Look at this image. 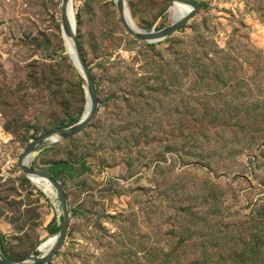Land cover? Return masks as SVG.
<instances>
[{
	"label": "rangeland",
	"instance_id": "374dc122",
	"mask_svg": "<svg viewBox=\"0 0 264 264\" xmlns=\"http://www.w3.org/2000/svg\"><path fill=\"white\" fill-rule=\"evenodd\" d=\"M191 1L199 10L178 32L147 43L113 0H72L98 110L27 163L70 205L48 264H264V0ZM60 2L0 0L3 259L40 255L62 223L58 200L17 166L31 140L86 108ZM125 3L140 31L171 23V0Z\"/></svg>",
	"mask_w": 264,
	"mask_h": 264
},
{
	"label": "water",
	"instance_id": "95a60500",
	"mask_svg": "<svg viewBox=\"0 0 264 264\" xmlns=\"http://www.w3.org/2000/svg\"><path fill=\"white\" fill-rule=\"evenodd\" d=\"M173 2H180L190 7V11L183 15L181 18L171 22L167 27L162 28L157 31H150V32H137L136 26L133 24L127 5L125 0H116L115 7L118 10L120 22L125 30L128 32L130 36H132L135 40L140 42H147V43H156L159 42L172 34L178 32L186 23L187 21L192 18L196 12L199 10V4L191 1V0H171ZM72 0H61L60 2V10H61V21L63 25L72 31V38L75 45V50L78 57V62L80 64V68L82 70V74H80L79 67L75 63V66L79 72V77L85 80L87 85L86 90V101L88 97L91 100V107L90 111L86 118L81 117L80 121L74 124L73 126L67 128H55L51 132L38 137L34 140H31L28 146L22 151L20 156L18 157L17 166L18 168L27 176H34L38 178H42L49 182V184L55 190V198L59 202V206L61 209V218L62 223L59 231L55 234L56 239L55 242L50 246L48 251L44 254L37 255V254H28L24 258L21 259H3L0 258V264H48L51 258L55 255V252L59 250V248L63 245L70 225L71 219V211L70 205L67 202V198L63 189L61 187V183L58 179L52 177L49 170L38 171L31 169L27 166L28 160L30 157L39 149L44 147L46 143L55 144L67 141L74 136L78 135L79 133L83 132L87 126L93 121L97 110H98V96L95 93V89L93 86V80L91 78L90 69L88 68L84 56L80 50L78 45V40L76 36V24H75V17L73 16V26L70 22V18L68 15L69 11H72ZM85 113V111H84Z\"/></svg>",
	"mask_w": 264,
	"mask_h": 264
},
{
	"label": "bare ground",
	"instance_id": "6f19581e",
	"mask_svg": "<svg viewBox=\"0 0 264 264\" xmlns=\"http://www.w3.org/2000/svg\"><path fill=\"white\" fill-rule=\"evenodd\" d=\"M114 3L116 0H113ZM190 11V7L182 4L180 2H173L171 3V6L168 9V13H169V20L171 22L181 18L183 15H185L187 12ZM69 18H70V22L73 26V16H74V10L72 9V11L68 12ZM137 32H144V31H140L139 29H136ZM60 36L63 39L65 48H66V52L67 54H69L71 60L74 62V64L76 63L77 66L79 67L80 70V74H82V70L80 68V64L78 62V57H77V53L75 50V45H74V41L72 38V31L71 29L68 30L62 23L61 21V29H60ZM86 108H85V113L83 114V118H86L89 111H90V107H91V100L90 97H88L87 101H86ZM36 157V156H35ZM32 160V159H31ZM32 182L38 184L45 192H47L49 195H51V197L55 198V190L53 189V187L49 184V182H47L46 180L42 179V178H38V177H34V176H30L28 177ZM56 239V235H54L53 237L45 240L42 243H39L37 246V249L39 250V252L41 254H44L48 251V249L50 248V246L55 242ZM40 254V255H41Z\"/></svg>",
	"mask_w": 264,
	"mask_h": 264
},
{
	"label": "trees",
	"instance_id": "16d2710c",
	"mask_svg": "<svg viewBox=\"0 0 264 264\" xmlns=\"http://www.w3.org/2000/svg\"><path fill=\"white\" fill-rule=\"evenodd\" d=\"M3 258H6V256H2ZM224 264V263H223Z\"/></svg>",
	"mask_w": 264,
	"mask_h": 264
}]
</instances>
